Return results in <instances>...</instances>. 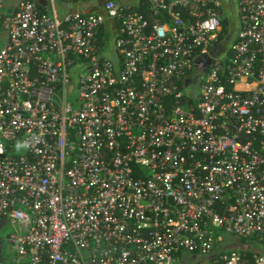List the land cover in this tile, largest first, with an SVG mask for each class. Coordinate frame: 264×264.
Wrapping results in <instances>:
<instances>
[{
    "label": "built area",
    "instance_id": "obj_1",
    "mask_svg": "<svg viewBox=\"0 0 264 264\" xmlns=\"http://www.w3.org/2000/svg\"><path fill=\"white\" fill-rule=\"evenodd\" d=\"M226 13L0 0L13 264H264V0Z\"/></svg>",
    "mask_w": 264,
    "mask_h": 264
},
{
    "label": "rangeland",
    "instance_id": "obj_2",
    "mask_svg": "<svg viewBox=\"0 0 264 264\" xmlns=\"http://www.w3.org/2000/svg\"><path fill=\"white\" fill-rule=\"evenodd\" d=\"M7 4H11V3H15L16 1H20V0H5ZM48 1V0H45ZM119 3H124V4H128V5H135L138 0H116ZM237 1L238 0H234V3L231 2V0H224V3L226 4V10H229V18H232L233 22L235 23V25H237L238 22V17L236 16V11H237ZM95 1H86L85 3H81L80 7H85V6H94L95 5ZM55 9L57 10L60 18H62L65 14V10L63 9V4L62 2L59 1H55ZM51 12V10H48V13ZM227 15V13H226ZM231 26V25H230ZM237 31V27L233 29V33H235ZM195 87H197V84H195ZM190 88H194L192 86H190ZM225 237V235H224ZM236 241H238V239H235Z\"/></svg>",
    "mask_w": 264,
    "mask_h": 264
},
{
    "label": "crops",
    "instance_id": "obj_3",
    "mask_svg": "<svg viewBox=\"0 0 264 264\" xmlns=\"http://www.w3.org/2000/svg\"><path fill=\"white\" fill-rule=\"evenodd\" d=\"M37 1L39 2V0ZM40 2L43 5L45 4V0H40ZM12 230L11 222L8 219L0 218V264H13L15 254L7 242Z\"/></svg>",
    "mask_w": 264,
    "mask_h": 264
},
{
    "label": "water",
    "instance_id": "obj_4",
    "mask_svg": "<svg viewBox=\"0 0 264 264\" xmlns=\"http://www.w3.org/2000/svg\"><path fill=\"white\" fill-rule=\"evenodd\" d=\"M39 2H40V0H39ZM97 9H98V8L95 7V8H92V9H90V10L85 11L84 13H89V12H93V11H98ZM101 12H102V8H101ZM229 14H230V13H229V10H227V19H228V20H230V18L228 17ZM229 37H230V36H229ZM229 37H228V39H229ZM202 70L204 71L205 68H203ZM188 83H189V82H185L184 84L187 85ZM192 83L194 84V83H195V80H193Z\"/></svg>",
    "mask_w": 264,
    "mask_h": 264
},
{
    "label": "trees",
    "instance_id": "obj_5",
    "mask_svg": "<svg viewBox=\"0 0 264 264\" xmlns=\"http://www.w3.org/2000/svg\"><path fill=\"white\" fill-rule=\"evenodd\" d=\"M100 3H103L104 1H106V0H98ZM229 21H228V19H225L224 20V22L222 23L223 24V26L225 27V28H229Z\"/></svg>",
    "mask_w": 264,
    "mask_h": 264
},
{
    "label": "flooded vegetation",
    "instance_id": "obj_6",
    "mask_svg": "<svg viewBox=\"0 0 264 264\" xmlns=\"http://www.w3.org/2000/svg\"><path fill=\"white\" fill-rule=\"evenodd\" d=\"M231 2H233L234 3V0H231ZM232 23V22H231ZM232 25L234 26V23H232ZM234 28V27H233ZM220 51H222L221 49H219V50H216L215 51V53L216 54H218ZM206 65H207V63L206 62H204V64H202V66H203V68H205L206 67ZM195 80V79H194ZM191 81V80H190ZM189 82V81H188Z\"/></svg>",
    "mask_w": 264,
    "mask_h": 264
}]
</instances>
